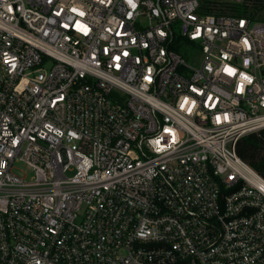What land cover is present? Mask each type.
Listing matches in <instances>:
<instances>
[{"label":"built area","instance_id":"1","mask_svg":"<svg viewBox=\"0 0 264 264\" xmlns=\"http://www.w3.org/2000/svg\"><path fill=\"white\" fill-rule=\"evenodd\" d=\"M242 1L0 0V264H264Z\"/></svg>","mask_w":264,"mask_h":264},{"label":"trees","instance_id":"2","mask_svg":"<svg viewBox=\"0 0 264 264\" xmlns=\"http://www.w3.org/2000/svg\"><path fill=\"white\" fill-rule=\"evenodd\" d=\"M249 1L233 2L230 4L231 10L239 14L242 10V13L249 14ZM259 1L264 5V0ZM250 16L253 15L250 14ZM237 152L264 176V128L258 132H249L242 136L237 142Z\"/></svg>","mask_w":264,"mask_h":264},{"label":"rangeland","instance_id":"3","mask_svg":"<svg viewBox=\"0 0 264 264\" xmlns=\"http://www.w3.org/2000/svg\"><path fill=\"white\" fill-rule=\"evenodd\" d=\"M249 4H250V9H249V14L248 15H253L251 16L252 17V22H263L264 23V5H262V2L259 1V0H250L249 1ZM240 14H244L242 13V10H240ZM184 57L186 58V60L188 62H193V60H191L190 58V53L188 54H185ZM20 164H17V167H19ZM73 172L72 171H67V174L70 175L72 174Z\"/></svg>","mask_w":264,"mask_h":264}]
</instances>
